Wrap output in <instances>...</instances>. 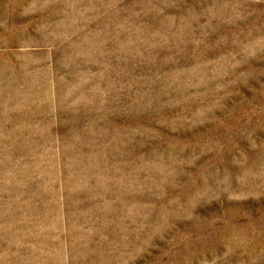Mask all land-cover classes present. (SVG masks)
<instances>
[{"label": "rangeland", "instance_id": "1", "mask_svg": "<svg viewBox=\"0 0 264 264\" xmlns=\"http://www.w3.org/2000/svg\"><path fill=\"white\" fill-rule=\"evenodd\" d=\"M0 264H264V0H0Z\"/></svg>", "mask_w": 264, "mask_h": 264}]
</instances>
